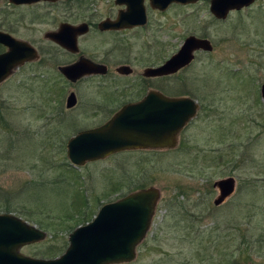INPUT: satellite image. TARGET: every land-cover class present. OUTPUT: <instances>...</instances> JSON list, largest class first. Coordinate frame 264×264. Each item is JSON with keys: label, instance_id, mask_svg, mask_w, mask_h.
I'll return each mask as SVG.
<instances>
[{"label": "rangeland", "instance_id": "374dc122", "mask_svg": "<svg viewBox=\"0 0 264 264\" xmlns=\"http://www.w3.org/2000/svg\"><path fill=\"white\" fill-rule=\"evenodd\" d=\"M153 21L166 25L162 39L170 57L189 36L214 47L170 77V95L191 97L200 107L170 154L129 153L71 165L68 141L103 121L90 111L102 102L101 86L114 91L127 81L116 74V53L107 77L71 86L59 68L78 56L44 46L40 61L20 66L0 85V122L8 128L0 126V215L47 234L23 247L24 255L61 257L74 227L90 223L104 204L156 188L152 226L129 264H232V257L234 264H264V0L226 21L216 20L205 2L172 7ZM113 41L91 33L80 54L103 61ZM145 64L137 63L136 71ZM71 90L89 112L67 111ZM8 137L15 143L10 153ZM231 177L235 194L216 206L215 183Z\"/></svg>", "mask_w": 264, "mask_h": 264}, {"label": "water", "instance_id": "95a60500", "mask_svg": "<svg viewBox=\"0 0 264 264\" xmlns=\"http://www.w3.org/2000/svg\"><path fill=\"white\" fill-rule=\"evenodd\" d=\"M199 0H152L159 9H167L171 4H195ZM256 1L263 0H212L210 11L219 20H224L230 12L241 11ZM129 16V15H126ZM111 27L114 23H104ZM55 41L69 52H77L76 40L58 34ZM0 44L8 50L0 54V85L16 69L27 62L38 59L35 49L28 47L9 35L0 33ZM212 52L208 39L188 37L178 53L159 69L149 70L148 76L174 75L189 66L196 52ZM63 76L76 81L87 74L105 73L98 71L94 64L80 61L71 66L59 68ZM124 70V69H123ZM127 74L130 71H126ZM264 98V86L262 88ZM76 104L75 94L66 102L68 109ZM139 106H128L107 124L80 133L67 145V156L76 167L88 162L104 160L107 157L130 150L176 145L177 133L196 117L198 106L191 99H170L169 116L164 122L150 123L148 118H132L131 113ZM219 197L215 205L220 206L235 194L236 181L227 178L215 183ZM160 200L156 188L143 189L125 196L116 202L102 206L90 223L78 227L69 237V247L57 259H36L23 255L20 250L28 245L44 241L47 234L36 226L11 214L0 215V264H129L137 257V248L146 238Z\"/></svg>", "mask_w": 264, "mask_h": 264}, {"label": "flooded vegetation", "instance_id": "af4514ba", "mask_svg": "<svg viewBox=\"0 0 264 264\" xmlns=\"http://www.w3.org/2000/svg\"><path fill=\"white\" fill-rule=\"evenodd\" d=\"M202 2L208 4V10L211 13L212 0H199L195 4L173 3L167 9L156 8L152 0H0V33L7 34L35 49L39 61L42 47L47 46L59 48L71 55L78 56L68 66L85 60L94 64L98 71H106L105 73L87 74L76 81L68 80L61 74L71 86L80 85L89 78L103 79L107 77L111 71L110 58L112 54L116 53L120 59L116 74L127 81L122 88H113L114 91L108 90L111 88L106 89L105 84L101 86V89L104 90L101 94L102 102L98 106L99 108H92L90 111L93 115L101 113L103 121L92 129L107 124L128 106L140 107L137 108L138 110L132 111V118H148L150 120L147 122L158 124L163 123L165 117L169 116L170 99H193L188 96L170 95L168 84L173 75L148 76L149 70L161 68L170 59L168 44L164 43L162 39L166 25L160 21L154 22L153 15L163 17L172 7L198 6ZM231 13L224 20L217 19L212 13L211 15L218 21H226ZM104 23L116 25L108 28L103 25ZM154 32L156 34H153ZM91 33L97 34L99 37L114 38V44L103 61L89 58L84 51L83 54H80ZM58 34L68 37L71 41L76 40L77 52H69L58 44L54 39V35L58 36ZM0 48L4 49L3 52L6 51L3 45H0ZM213 52L214 47L212 52L199 50L196 55ZM32 62L35 63V61ZM137 63L147 64L144 69L137 72L135 68ZM126 71H130V73L127 74ZM134 76L137 79H134ZM132 77L133 79L130 81L129 78ZM127 82L128 84H126ZM71 94H75L76 104L67 111L74 113L82 109L89 112L87 105H80L81 102L79 103V97L74 90L68 91V96ZM194 101L199 111V103ZM184 129L177 133L176 145L173 148L158 146L124 151L112 156L129 153H143L149 156L170 154L179 148L181 133ZM85 131L88 130L80 131L74 137Z\"/></svg>", "mask_w": 264, "mask_h": 264}, {"label": "trees", "instance_id": "16d2710c", "mask_svg": "<svg viewBox=\"0 0 264 264\" xmlns=\"http://www.w3.org/2000/svg\"><path fill=\"white\" fill-rule=\"evenodd\" d=\"M0 119H2V118H0ZM0 126H3V122H0ZM4 127V126H3ZM6 130H8V128L7 127H4ZM8 141H10V142H8ZM8 149H7V151L6 152H9L10 150H12V149H14V146H15V143H13L12 141H11V138H9L8 137ZM6 152L4 153V154H6ZM10 153V152H9ZM79 220H82L83 221V218H78ZM79 226V224H77L75 227H74V229L75 228H77ZM228 238V236L226 235L225 236V239H227ZM228 261H230V262H232V264H234L233 262H235V259H233V257H232V259H228ZM227 261V262H228Z\"/></svg>", "mask_w": 264, "mask_h": 264}]
</instances>
